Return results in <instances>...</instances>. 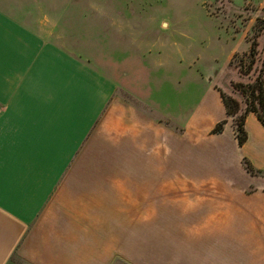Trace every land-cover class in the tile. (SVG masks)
<instances>
[{
    "label": "crops",
    "instance_id": "1",
    "mask_svg": "<svg viewBox=\"0 0 264 264\" xmlns=\"http://www.w3.org/2000/svg\"><path fill=\"white\" fill-rule=\"evenodd\" d=\"M64 1L0 0L5 137L0 264H123L127 213L137 220L129 236H140L141 188L146 185L141 179L110 178V165L79 162L94 155L95 134L109 141L135 138L147 127L158 137L169 131L162 119L200 138L225 119L221 132L210 134L218 157L211 183L241 191L264 187V128L246 113V139L238 146L216 89L236 99L242 111L241 96L230 85L240 79L235 68L224 86L207 80L186 112L181 109L186 102L148 83L145 71L150 69L144 64L154 59L151 48L138 39L120 9L94 5L92 17H102L103 27L92 21L90 36L77 39V18L84 22L86 15ZM94 28L104 29L102 50L117 57L119 68L129 69L128 80L124 72L116 84L69 47L78 43L87 54L97 52L95 39H89ZM247 48L246 43L242 50ZM119 89L123 92L115 95ZM126 95L137 103L126 101ZM32 143L37 147L26 150ZM205 178L199 175L198 186L206 185ZM189 203L178 228L191 254L183 255L181 264H264V195L196 197ZM222 203L237 206L223 211ZM206 204L213 206L206 210ZM149 218L156 220V211Z\"/></svg>",
    "mask_w": 264,
    "mask_h": 264
},
{
    "label": "rangeland",
    "instance_id": "2",
    "mask_svg": "<svg viewBox=\"0 0 264 264\" xmlns=\"http://www.w3.org/2000/svg\"><path fill=\"white\" fill-rule=\"evenodd\" d=\"M64 3L86 15L84 22L77 18L80 22L73 31V37L77 39L90 36L88 23L94 21L99 23L97 27L102 26V17H92L94 5L110 11L120 9L126 21L136 27L138 39L151 48L154 59L144 64L150 69L145 71L148 83L150 81L152 86L167 91L171 99L186 102L181 108L186 112L199 98L207 80L224 86L232 76V68L237 70L240 66L243 72L247 69L248 48L242 50L246 43L248 47L250 41L256 43L255 62L248 73L239 74L240 79L235 82L251 83L263 67L264 49L260 47L264 45V0H66ZM103 33L104 29H92L93 38L89 39H95L97 51L92 55L81 51L78 43L68 45L99 71L109 73L116 84L121 76L124 78V72L128 80L131 77L128 76L129 69L119 68L117 57L102 50ZM232 50L238 52L230 56L227 66ZM109 63L111 66L107 67ZM121 92L123 90L116 91L115 95ZM240 100L243 104L242 97ZM126 101L137 103L128 95ZM227 119L231 123V118ZM159 122L169 131L158 137L151 136L147 127L141 128L135 138L127 136L109 141L95 134L94 155L79 157V162L87 159L88 163L110 165L113 171L109 172L110 178L141 179L146 185L141 188L140 236H129L134 225L137 226V220L133 219L132 212L127 213L123 264H181L182 256L191 254L185 249L184 235L178 228L182 221L181 211L187 210L193 204L189 202L196 197L264 195L262 186L253 185L242 191L213 186L211 180L218 157L214 150L217 142L210 138L211 133L199 138L194 133L185 132L180 124L162 119ZM203 173L206 185L198 186V177ZM212 206L206 204V210ZM231 206L237 205L221 204L223 211ZM150 211H156V220L149 218ZM234 254L237 257L238 253Z\"/></svg>",
    "mask_w": 264,
    "mask_h": 264
},
{
    "label": "trees",
    "instance_id": "3",
    "mask_svg": "<svg viewBox=\"0 0 264 264\" xmlns=\"http://www.w3.org/2000/svg\"><path fill=\"white\" fill-rule=\"evenodd\" d=\"M255 46L256 43L253 40L250 41L247 53L249 58L248 67L243 72L239 66L237 69L239 74H241L242 72L243 74H247L252 64L255 62ZM261 64L263 67L259 69L258 73L255 75L254 80L251 83L232 82L230 84L232 89L237 91L242 97L244 107L241 112H239V103L236 99L216 88L224 108L225 116L227 118H231L234 138L238 146H240L246 139V135L243 129V120L246 113H253L260 125L264 128V52ZM224 123L225 119L217 122L211 128L210 133H220Z\"/></svg>",
    "mask_w": 264,
    "mask_h": 264
},
{
    "label": "snow or ice",
    "instance_id": "4",
    "mask_svg": "<svg viewBox=\"0 0 264 264\" xmlns=\"http://www.w3.org/2000/svg\"><path fill=\"white\" fill-rule=\"evenodd\" d=\"M2 41H3V36H2V31H0V49H2ZM25 147L26 150H33L37 147V145L32 143ZM4 179H5V137L3 133L2 120H0V199H2L3 196Z\"/></svg>",
    "mask_w": 264,
    "mask_h": 264
}]
</instances>
